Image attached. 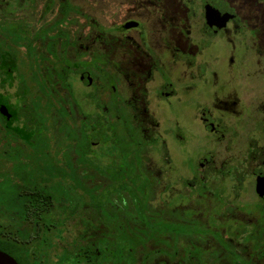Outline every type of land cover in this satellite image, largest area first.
Instances as JSON below:
<instances>
[{
	"label": "flooded vegetation",
	"instance_id": "1",
	"mask_svg": "<svg viewBox=\"0 0 264 264\" xmlns=\"http://www.w3.org/2000/svg\"><path fill=\"white\" fill-rule=\"evenodd\" d=\"M35 156L94 201L28 264H264V0H0V242Z\"/></svg>",
	"mask_w": 264,
	"mask_h": 264
},
{
	"label": "rangeland",
	"instance_id": "2",
	"mask_svg": "<svg viewBox=\"0 0 264 264\" xmlns=\"http://www.w3.org/2000/svg\"><path fill=\"white\" fill-rule=\"evenodd\" d=\"M33 150L35 153L39 152L41 150V146L36 145ZM151 163L156 164V159L154 158ZM51 164L52 163L49 160L40 159L36 156L31 159L15 158V183L28 186L37 182L39 185H45L47 187H43V190L53 188V200L62 201V204L60 203V205L56 207V211L52 210L45 217L44 228H42L40 231H37L38 229L35 227V225L30 224V228L26 230V226L23 224L24 219L19 214V206L21 204L16 199L15 190V234L12 233L10 235H6V237L3 239V242L8 243L7 241L10 239L11 242H14L17 248L16 250H11L13 252L4 247L1 250L18 258V260H20L22 263H24V260H22L23 258L20 257V248L22 244L28 248L31 255L32 253L36 255H40L42 253L44 255L45 250L48 248H60L63 243L61 233L68 230L69 232L72 230L76 232L75 227L77 224H74V222L71 221V216L74 215V221H77L79 215L84 214L82 208L80 209L79 205H82V203L86 200H90L91 202L94 201V197L91 195L92 190H85L86 192L79 194L77 191H73L70 188L67 189L64 186L59 185L55 187L57 184L55 183V180L57 179L58 175L57 173L51 171ZM67 178L70 180V182L74 180V177L71 175H67ZM0 190L2 191V193H0V197L3 199L6 196H11L13 193L12 186L7 184L6 181L0 183ZM60 198H62V200ZM9 210L11 209L9 208ZM30 254L28 255V260L30 258ZM21 255L26 256L22 253Z\"/></svg>",
	"mask_w": 264,
	"mask_h": 264
},
{
	"label": "trees",
	"instance_id": "3",
	"mask_svg": "<svg viewBox=\"0 0 264 264\" xmlns=\"http://www.w3.org/2000/svg\"><path fill=\"white\" fill-rule=\"evenodd\" d=\"M58 186V183L55 185V187ZM44 186L39 185L37 182L33 183L32 185L24 186L18 183H15V190H16V199L21 204L19 206V214L21 216H28V217H34V216H41L42 222H35L33 223L35 227L38 229L37 231H40L42 228H44V219L50 213L52 210L56 211V207L53 205H45L41 203L43 201H53V190L48 188L47 190H43ZM51 194V195H50ZM11 209V208H10ZM26 230L30 228V225L25 224ZM33 227V226H32ZM34 227V228H35ZM132 237H131V247L136 248L140 246H144L145 242L153 241L157 242V234H158V225L155 223H145V229L140 228V224L133 225L132 230ZM33 238V237H32ZM16 241V240H15ZM6 242H0V249L6 248L9 251L16 250L17 246H15L14 242H11L10 239H8ZM26 244V243H25ZM20 248V247H19ZM13 252V251H11ZM24 254L26 256L21 255ZM30 254L28 248L25 246H21L20 248V257H22L24 260V264H28V255ZM40 256L32 253L30 254V258L38 259ZM29 258V259H30ZM18 260V258H16ZM20 261V260H18ZM21 262V261H20Z\"/></svg>",
	"mask_w": 264,
	"mask_h": 264
},
{
	"label": "water",
	"instance_id": "4",
	"mask_svg": "<svg viewBox=\"0 0 264 264\" xmlns=\"http://www.w3.org/2000/svg\"><path fill=\"white\" fill-rule=\"evenodd\" d=\"M0 264H20L14 256L0 250Z\"/></svg>",
	"mask_w": 264,
	"mask_h": 264
}]
</instances>
